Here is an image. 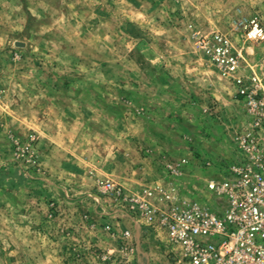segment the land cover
I'll return each mask as SVG.
<instances>
[{
  "label": "rangeland",
  "instance_id": "rangeland-1",
  "mask_svg": "<svg viewBox=\"0 0 264 264\" xmlns=\"http://www.w3.org/2000/svg\"><path fill=\"white\" fill-rule=\"evenodd\" d=\"M254 15L264 0H0V264H175L95 185L209 200L243 107L200 42L241 46Z\"/></svg>",
  "mask_w": 264,
  "mask_h": 264
},
{
  "label": "built area",
  "instance_id": "built-area-1",
  "mask_svg": "<svg viewBox=\"0 0 264 264\" xmlns=\"http://www.w3.org/2000/svg\"><path fill=\"white\" fill-rule=\"evenodd\" d=\"M243 30L241 46L218 32L200 42L243 107L233 154L221 158L216 176L205 183L209 200L186 197L174 184L141 195L125 194L109 181L95 185L112 202L115 218L137 231L152 229L175 264H264V17H250ZM246 42L262 49L259 63L246 58ZM131 234L126 230L123 237Z\"/></svg>",
  "mask_w": 264,
  "mask_h": 264
}]
</instances>
